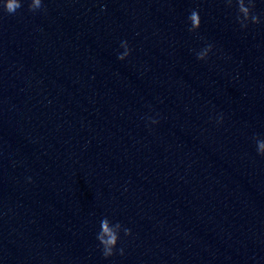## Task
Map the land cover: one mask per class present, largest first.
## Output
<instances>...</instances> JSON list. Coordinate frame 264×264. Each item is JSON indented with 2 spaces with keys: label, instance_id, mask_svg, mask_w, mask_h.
Here are the masks:
<instances>
[{
  "label": "water",
  "instance_id": "1",
  "mask_svg": "<svg viewBox=\"0 0 264 264\" xmlns=\"http://www.w3.org/2000/svg\"><path fill=\"white\" fill-rule=\"evenodd\" d=\"M45 2L0 11V264H264V23L223 0ZM101 215L131 229L124 255H101Z\"/></svg>",
  "mask_w": 264,
  "mask_h": 264
},
{
  "label": "clouds",
  "instance_id": "2",
  "mask_svg": "<svg viewBox=\"0 0 264 264\" xmlns=\"http://www.w3.org/2000/svg\"><path fill=\"white\" fill-rule=\"evenodd\" d=\"M27 2L33 6L32 15H40L46 11L45 0H0V11L7 13L11 18H20L24 11V3ZM224 6L234 9V20L240 29L246 30L251 25L264 23V13L257 11V0H223ZM188 31L197 32L201 26L200 11L193 8L187 16ZM201 39H204L201 37ZM117 50V59L123 61L131 54V47L127 40H121ZM215 45L212 42H205L200 48L192 49L197 60L207 61L210 55L214 54ZM222 113L217 114L215 121L217 124L223 122ZM147 120L151 124H157L159 121L156 117L148 116ZM252 140L255 144L257 155L264 156V136L254 134ZM31 177H27L31 181ZM130 236L131 229L119 220L108 215H101L97 221L95 240L97 248L101 255L107 259L119 253L124 255L125 249L121 245V235Z\"/></svg>",
  "mask_w": 264,
  "mask_h": 264
}]
</instances>
